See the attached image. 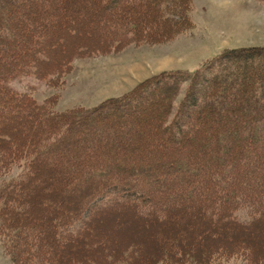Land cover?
Listing matches in <instances>:
<instances>
[{"label": "rangeland", "instance_id": "obj_1", "mask_svg": "<svg viewBox=\"0 0 264 264\" xmlns=\"http://www.w3.org/2000/svg\"><path fill=\"white\" fill-rule=\"evenodd\" d=\"M21 1H25V4L18 8L0 7V32L5 30L11 38L10 41L0 40V45L4 46V49L0 50V84L5 82L18 93H28L26 100L32 99L34 104L43 105L42 112L45 111L50 117L67 116L64 126L60 128L53 126L54 132L50 131L47 134L50 140L63 138L67 132L71 140L82 138V134L87 132L86 127L81 126L77 130L69 131L76 115L90 110L101 111L115 101L128 100L139 94L141 89L152 81L165 75L181 74L184 77L177 88L165 93L159 90L158 96H155L152 102L149 100L150 97H145L137 111L130 105L120 109L119 112L124 113V121L119 120L118 129L114 128L115 137L121 138L123 145L130 139L138 142L135 153L129 154L124 151L125 155L135 162L139 160V156L156 154L164 149L167 139L164 135L156 134L161 130L158 125L162 123L165 127L169 126L176 115L182 116L180 123L186 122L187 125H191L194 132L202 128V131L199 129L200 133L197 132L199 136L205 137L214 132L217 128L213 127V115L206 116L205 112L202 114L196 109L185 108L186 103L192 104L195 99L208 98L207 95L204 96L205 90L199 87L194 78L201 77V70L210 64L214 65L222 55L239 53L254 55L264 52V0H180L181 4L176 0L168 3L166 9L162 8L161 2L160 9L169 19L142 18L144 15H140L143 12L141 8L132 9L129 6L124 10L126 13L124 17L120 18L125 23V26L120 24V28L122 31L126 29L127 32H124V38L120 37L122 40L127 36L132 38H127L129 41L117 48L114 47L113 41L112 44L106 45L102 43V39L95 38V34L103 37L104 41L106 38H112L114 36L112 26L117 25V22H114L112 26H107L108 28L103 27L107 22L108 10L101 11L97 0H66L67 6L64 7L59 5L64 1L57 0L58 4L53 13L48 11L51 18L45 16L44 6L42 11L34 12L38 18H32L25 13L26 16L20 17L29 2ZM41 1L42 5L52 2ZM102 1L106 0H101V3ZM11 2L15 5L13 0ZM8 4L5 6L8 7ZM153 8L155 9L154 6ZM133 11L140 18H129ZM87 25L88 28L85 27ZM71 33L76 36L72 37ZM91 36L93 43L86 40ZM24 37H27V41H24ZM31 50L33 53L42 54V59L47 61L42 63V67L48 70V73L39 79L33 76L14 79L12 75L20 66L19 63L22 62L20 60H24L25 53L29 54ZM211 73L213 74L212 71ZM218 86L217 82L212 81L208 85V90L213 91L216 87V91ZM1 94L4 93L0 89L2 97ZM162 97L167 98L166 103ZM159 107L163 109L165 115L167 114L166 117L154 114L150 116V111ZM114 109L110 107L108 110L112 112ZM11 113L14 114L12 120L9 119ZM11 113L6 114L4 110L0 112V125L9 121L0 131V137L10 136L18 147H22L26 145L27 139L23 138L24 134L14 133L13 127L19 129L21 126L23 133H26V129H33L34 123L29 124L30 117L22 115L20 109H14ZM198 116L201 118L196 120L194 117ZM100 117L94 122L106 121L105 126L110 127L108 126L110 119L104 120L102 116ZM115 118L120 117H113L114 120ZM126 127L135 129L128 133L124 130ZM39 128L40 130L42 128L41 132L44 135L45 125L38 124ZM98 137L111 139V136L105 133L89 136L84 146H78L81 156L88 157L87 154L96 145ZM68 144V150L60 148L51 154L60 151L65 154L66 151L75 148L71 142ZM114 144L117 146L118 143ZM2 146L0 188L12 184L24 170L22 165L8 166L4 155L9 146L4 143ZM158 147H161L160 150ZM104 149L108 150L107 147ZM260 149L259 146L255 147L254 153L259 154ZM121 152L115 149L116 158L122 159ZM184 153L186 154V151ZM191 154L189 152V155ZM201 155L207 157L203 153ZM251 161L252 158L246 159L249 165ZM69 168L70 174L76 172L74 163L70 162ZM45 170L47 171V167ZM224 170L231 172L228 167ZM248 170L243 171L244 176L239 177L245 181L243 184L246 188L250 186V179L257 180L258 176L264 173V165L256 167L253 172L251 169ZM46 171L41 173L43 175L41 179H34L33 184L30 183L28 186L32 189L36 187L34 193H28L25 189L24 193L18 194L19 196L8 194L6 200L5 196L0 198V264H90L88 262L100 264L101 261L97 259L99 257L111 258L123 264H166L164 261L166 258L174 257L172 247L169 245L173 240H177L178 249L183 253L181 257L174 259L173 264H264V216L260 222L247 229L238 228L228 223L226 216L219 212L216 205L221 202L218 200L214 201L215 205L212 207L199 210L195 214L194 203L206 201L208 196L194 189H189L187 195L173 200L169 197L168 207L189 205L181 213L184 225L175 224L168 227L155 225L153 222H141L135 219L132 210L129 212L116 209L114 211L117 215L104 213L100 217L97 216L94 224H89L86 239L59 240L55 230L51 228L54 225L53 220L58 218V215L54 214L51 208L63 210L67 208L74 213L82 211L85 218L91 215L92 209L84 208L82 199L79 200L77 192L84 185L82 182H71L73 183L71 191L67 189L58 191L56 181L58 182L59 174L62 173L57 169ZM178 174L180 178L186 175L178 173L177 170L168 173L166 178ZM223 176L225 175L221 178ZM200 177L202 173L194 175L193 179L200 180ZM161 178L163 175H158L154 180L139 178L135 181H145L150 186L165 191L168 186ZM228 178L230 176L223 177L222 180L228 182ZM89 191L90 188L84 191L85 195H88ZM189 199H193V202L188 204ZM3 203H6L4 209ZM70 205L75 207L72 208ZM239 218L243 222L249 221L247 210L240 212ZM144 226L150 229L145 231ZM163 238L172 239L163 242ZM94 247H98L99 255L92 254ZM130 248H138L131 251L138 259H134L133 263L120 261L123 259V252Z\"/></svg>", "mask_w": 264, "mask_h": 264}, {"label": "trees", "instance_id": "obj_2", "mask_svg": "<svg viewBox=\"0 0 264 264\" xmlns=\"http://www.w3.org/2000/svg\"><path fill=\"white\" fill-rule=\"evenodd\" d=\"M13 1L15 5H13L11 0H0V7L14 9L25 4V1ZM27 1L29 2L26 4V9L24 12H21L20 17L26 16L24 15L25 13L32 18H38L34 12L42 11V6H44L45 16L51 18L48 11L53 13L58 4L57 0H52L49 4L46 3V5H42L41 0ZM63 1V4L61 2L59 5H63L64 7L67 1ZM173 1L176 0H126V2L124 0H106L102 1L103 3H101V0H97L98 8L101 11H104V9L105 11L108 10V13H106V16L108 15L106 18L107 22L105 21L108 25L104 23L103 27L106 26L108 28L114 22H117V25L112 26V32L114 33L112 38H106L104 41L103 37L94 32L95 38L102 39V43L106 45L112 44L113 41L114 47H120V45L129 41L127 38H132V36H127L126 39H121L122 37L124 38V32L126 33L127 31L126 29L125 31L121 30L120 24L125 26V23L120 18H123V15L126 14L124 10L127 7L130 6L132 9L135 7L141 8L143 12L140 15H144L142 18L169 19L164 16L165 13L162 12L159 4L162 2L164 5L161 4L162 8L166 9V5ZM122 2H124L125 6ZM179 2L181 4L180 0ZM6 3H9L8 7L5 6ZM137 15L133 11L132 15H129V18L139 17ZM111 18H115L116 21L111 20ZM166 24L168 25L169 22L167 21ZM85 27L88 28V25ZM7 33L5 30L2 33L0 32L1 41L11 40L10 35ZM71 34L72 37L76 36L74 33ZM26 38L24 37V41H27ZM86 40L93 43L91 41L92 36ZM40 42H42L41 39ZM94 42H96V39ZM3 49L4 46L0 45V50ZM25 55V59L20 60L22 62L19 61L20 66L12 75L14 79H23L28 76L39 79L42 78L43 74L48 73V70L42 67V63L47 61L42 59L41 53H33V50H31L29 54L25 53ZM214 65L205 66L201 70V77L194 78L198 82L199 87L205 90L204 96L207 95V100L205 98L200 100L195 99L192 104L186 103L185 108L189 110L196 109L197 112L201 113L205 112L206 116L213 115V127L217 129L203 137V135L199 136L197 134V132L200 133V128L197 132H194L191 125H187L186 122L180 123L182 116L176 115L171 124L166 127L160 121L161 124L158 127H161V130L156 134L164 135L167 139L164 143V149L156 154L151 153L147 156H139V160H136L137 162L125 155V152L129 154L135 153L138 149V142L130 139L126 145H123L122 139L115 137L116 131L114 128H117L120 124L119 120L124 121V113L119 111L120 109H124L123 106L126 105L134 107V111H137V107L140 106L145 97H150L149 100L152 102L155 96H158L159 90L165 93L177 88L178 84H181L184 80L181 74H168L152 81L148 86L141 89L139 94L132 96L130 99L128 98V100L115 101L101 111L90 110L76 115L73 124L69 127V131L73 129L77 130L82 126L87 128V132L82 134V138L78 137L72 140L69 132L58 140L54 138L50 140V136L48 137L47 135L50 131H52L51 133L54 132L52 130L53 126L55 128L64 126L67 116L50 117L45 111L42 112L43 105L34 104L32 99L26 100L28 93H18L11 85L1 82L0 89L4 94H1L2 97L0 96V112L4 110L6 114H10L14 109H20L22 115L25 114L30 117L28 123L34 124L33 129L28 128L25 130L26 133H23V127L21 126H19V129L16 126L13 127L14 133L17 135L24 134L23 138L27 139L26 145H22V147H18L10 136L0 137V147H3V143L9 146L4 155V160L8 166L22 165L24 167L22 175L14 180L12 184L3 185L0 188V198L5 196L4 200H6V195L8 194L19 196L25 189L28 193H34L36 187L32 189L28 188V186L31 185L30 183L33 184L34 179H41L43 177L42 174L46 171V167L48 172L52 169H57L59 173H62L59 174L58 182L54 180L56 184L58 183L56 185L58 191L62 189L71 191V184H73L71 182H82L84 185L80 188V191L78 190L77 194L79 200L82 199L84 208H91L92 213L85 218L82 211L74 213L68 211L69 209L67 208L64 210L51 208L55 212L54 214L58 215V218L53 220L54 227L51 226V228L55 230V235L59 240L86 239L89 224H94L96 217H100L104 213L117 215V212L114 211L116 209L128 210L129 212L132 210L135 214V219L141 222H153L155 225H168V227H173L175 224L184 225V221L181 219L183 214L181 215V213L189 205L185 204L186 207H168V203L169 197L173 200L187 195L186 193L189 189L202 191L208 196L206 201H196L194 203L197 211H195V214L199 210L203 211L212 207L215 205L214 201L218 200L221 203L216 206H218L219 212L226 216L228 223L234 224L238 228L247 229L255 223L260 222L264 216V206L262 205L264 204V173L258 176L257 180L256 178L250 179L249 182L251 183L247 188L243 184L245 181L239 177L244 176L242 174L243 171L247 172L248 169H251V172H253L256 167L264 165V52L254 55L252 53L225 54L218 58ZM212 81L217 82L219 85L216 91V87L213 91L208 90V85ZM163 99L166 103L167 98ZM110 107L115 108L114 111L110 112L108 110ZM117 109L119 110L117 111ZM135 114L137 113L135 112ZM151 114L161 115L163 118L167 115H165L163 109L160 107L152 109L150 116ZM100 116L104 120L110 119L108 121V126L110 127L107 128L105 126L106 121L101 123L94 122ZM117 116L120 118H115L114 120L113 117ZM13 117L14 114L11 113L9 119L12 120ZM194 118L197 120L201 116ZM8 122L0 125V131L6 127ZM38 124L45 125L44 135L41 132L42 128L41 130L40 128L38 129ZM134 129V127H126L124 130L130 133ZM200 130L202 131V128ZM101 133H105L107 136L110 135L112 140L109 137H98L95 141L96 145L92 147L91 151L89 150L88 154L86 152L88 157L84 158L81 156L78 146H84L85 140L89 136ZM69 142L75 148L68 152L66 151L65 154L61 151L51 154V152L60 148L68 150ZM114 142L118 143L116 144L117 146H115ZM258 146L261 148V151L259 154H256L254 153V149L255 147L258 148ZM104 147H107L108 150H105ZM115 149H118L120 152L123 151L121 152L122 159L116 158ZM184 151H186V154ZM189 152L192 154L189 155ZM202 153L207 157L202 156ZM247 158H252L253 160L250 162V165L246 162ZM48 160L49 162H47ZM70 162L74 163V171L76 170L72 174L68 171L70 169ZM225 167L231 169V172L225 171ZM177 170L178 173H185L186 175H183L181 178L180 174L173 175L169 179L166 178L168 173L177 172ZM201 173L202 177H200V180L193 179L194 175ZM158 175H163L161 181H164L165 185L168 186V189L165 191L158 190L145 181H135L139 178L154 180ZM222 175H225L223 177L230 176L227 180L228 182L222 180ZM85 187L87 188L84 189ZM88 188L91 191H89L88 195H85L84 191ZM178 189L180 190L177 191ZM191 201L193 202V199H189L187 201L188 204ZM4 204L6 205V203H3L2 209L6 208ZM70 206L72 208L75 207L73 205ZM243 210H247V215L250 217V220L247 222H243L239 218V213ZM119 213L121 214L122 212ZM95 226L97 227V223H95ZM149 229V227L144 226L145 231ZM169 239L171 241L172 238ZM169 239L163 238L162 240L165 242ZM176 241L173 240L169 244L172 247L171 252L174 257L166 258L164 260L166 264H173L174 259L183 255L182 251L178 249ZM136 249L138 250V248H130L126 252L124 251L122 254L123 259L120 260V258L119 260L133 263L134 259H138V256H133L131 251ZM91 252L93 255L98 254V247H94ZM100 256L102 257V255ZM97 259L101 261L100 264H123L107 257H99ZM88 263L96 264L93 262Z\"/></svg>", "mask_w": 264, "mask_h": 264}]
</instances>
